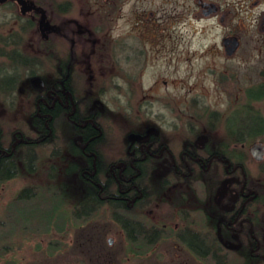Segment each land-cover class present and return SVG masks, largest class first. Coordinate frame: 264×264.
<instances>
[{"label": "flooded vegetation", "instance_id": "obj_1", "mask_svg": "<svg viewBox=\"0 0 264 264\" xmlns=\"http://www.w3.org/2000/svg\"><path fill=\"white\" fill-rule=\"evenodd\" d=\"M30 1L35 9L22 10L16 0L0 1V87L29 102L25 121L10 131L4 142L0 128V171L23 169L30 174L40 158L39 151L47 150L50 161L64 149L67 160L61 156V162L67 173L77 177L81 198L74 211L65 212L68 217L44 212L42 231L35 225L31 228L36 237L44 238L68 234L72 229L74 242H36L28 245L33 247L28 259L18 255L17 260L11 259L13 264H38L32 257L35 250L47 264L57 263V254L63 250H69L77 264H95L100 258L105 259L104 264H264V140H251L247 133L229 129L228 121L235 120L238 109L230 112L231 103L219 112L191 99L190 115L181 124L178 102H171L173 107L161 102L163 111L172 114L170 122L163 115L151 120L147 107L140 111L131 102L124 107L115 105L118 99L110 93L118 88L110 68L119 59L114 55L109 59L108 52L113 44L121 48V41L102 40L101 27L93 21L94 26H87L84 21L88 18H82L83 23L69 17L54 18L50 0L45 1L46 6ZM129 1L103 0V4L113 11ZM261 1L253 0L248 8H257ZM98 2L93 0L92 5L99 6L101 0ZM87 3L64 0L57 7L65 14L75 7L88 8ZM192 6L193 19H214L225 29L217 43L206 46L202 53L218 58L219 65L208 71L214 88L226 95L224 86L241 79L226 64L238 58L243 36L232 32L229 12L212 0H192ZM146 15L157 25L155 13ZM43 20L54 31L39 28ZM142 21L135 19L134 24L142 25ZM159 21L173 24L175 17ZM257 31L264 33V11ZM164 41L163 34H155L141 44L157 47ZM168 41L173 53L174 37ZM3 102L16 100L9 97ZM117 112L131 127L112 138L111 121ZM58 123L71 129L61 143ZM179 131L185 134L181 136ZM200 138L204 140L198 143ZM114 144L120 148L109 158L106 150ZM256 144L259 148L253 155L251 149ZM43 190L48 193L50 187ZM24 191L32 198L36 187L29 184L19 194ZM57 217L74 221L69 220L71 225L61 231L53 226ZM80 231H84L82 236ZM106 233L116 236L103 242ZM107 246H114L113 251H107ZM1 248L4 256L9 248Z\"/></svg>", "mask_w": 264, "mask_h": 264}, {"label": "rangeland", "instance_id": "obj_2", "mask_svg": "<svg viewBox=\"0 0 264 264\" xmlns=\"http://www.w3.org/2000/svg\"><path fill=\"white\" fill-rule=\"evenodd\" d=\"M45 1L41 0L40 3L45 5ZM50 1L53 4L54 18L69 17L79 19L81 23H83L82 18H88V21H84L87 26L99 24L102 28V32L99 34L102 40L109 42L116 39L121 41V48H119L118 43L117 45L113 44L110 48L111 52H108L109 59L112 55L119 59L116 65L112 64L110 68L112 69L111 74H116L114 85L118 88L113 90L110 95L112 98L118 99V102H114V104L120 107H124L127 102H131L134 107H139L140 111L147 107L151 120L156 115H163L166 121L170 122L172 114L163 111L161 102H169L172 107L174 105L171 102H178L176 109L178 114H181L179 115L181 124L184 123L190 115L189 104L191 99H196L219 112L227 110L232 103L230 110L232 112V110L238 109V105L244 100L246 89L264 82V74L260 75V72L264 73V33L257 31L259 16L264 11V0L257 8L252 7L251 9L248 8V4L253 0H212L222 10L229 12L230 20L228 23L230 27L235 29L232 32L243 36L242 49L238 58L226 64L228 70L239 73L241 79L239 77V83L231 82L224 86L226 95L214 88L212 76L208 71L213 66L219 65L218 58L202 53L206 46L217 43L219 36L224 34L225 29L219 26L214 19H193L192 0L174 2L170 0H131L113 11L105 8L103 0L99 6L95 7L92 5L93 0H88V3L90 1L89 4L87 3L88 8L84 7L80 10L75 7L65 14L61 13L62 11L57 7L64 0ZM95 1L98 2V0ZM149 11L155 13V18L158 20L157 25H152L148 21L146 13ZM104 14L107 16L105 17ZM162 17H175V22L163 24L159 21ZM140 18H142L143 24L135 25V19ZM2 20V15H0V23ZM92 21L94 25L91 23ZM102 22L105 24L102 25ZM160 28L164 29L161 30ZM154 32H156L157 37L162 34L165 36L164 44L157 47H151L147 44L142 46L141 41L154 36ZM172 36L175 40L173 53L170 52L171 44L168 41ZM21 50L24 51L23 48ZM130 51L132 55H130ZM259 52L262 53L259 54ZM126 56L130 58L125 59ZM240 58H242L243 63ZM107 64L110 65L111 63L108 62ZM240 88L243 92L240 91ZM12 92L13 90L8 91L0 87V128L3 131V142L7 140L11 130L25 121V114L29 107V102L23 101L18 94H11ZM9 97L16 102H3L5 98ZM112 103H108L111 109H113ZM252 106L264 117V101L253 103ZM238 115L236 114L234 118H238ZM111 123L112 138L131 127L129 123L124 122L119 112L112 116ZM56 131L59 143L67 140L68 134L71 133V129L64 123L56 124ZM179 133L181 136L185 134L180 131ZM218 134L221 135V133ZM170 135L173 137V133ZM118 148H120L118 145H111L106 150L108 157L111 158ZM63 150L57 156L53 154L50 161L46 158L47 150L39 151L40 158L37 160L34 171L30 174L21 169L16 171L12 178L3 182L4 176L10 172L9 170L0 172L2 179L0 180V264H13L12 260H17L18 255L28 259L31 254L29 250L33 248L28 247V245H33L36 242H41L44 245L46 241H49L65 245L71 240L72 242L75 241L76 234L74 231L72 232V229H68L69 233L66 232L68 234L59 236L53 234L47 238H44V235L36 237V232L31 230L34 225L37 229L41 226V223L38 222L39 219H37L41 216V212L53 213L54 216L62 215L67 211L69 214V211H74L73 208L81 198V186L77 177L70 172L67 173L64 170V162H61V156L65 161L67 160V155ZM49 152L52 153L51 149ZM29 184L36 187L35 195L32 198L26 197L30 192L24 191L19 194V190ZM46 186L50 187L48 193L43 190ZM25 200L29 201L25 202ZM64 216L68 217L66 213ZM28 219H31V224H29ZM69 220L74 221L73 219ZM25 221L28 224H26V228H23ZM55 222H62V219L57 217ZM92 224L95 222L93 221ZM56 225V223L53 224L55 227ZM58 226L57 228H60ZM95 233L97 234L96 231ZM79 234L82 236L84 231H80ZM115 236L116 234L106 233L103 242L107 238ZM1 247L10 250L6 249L5 255L2 256ZM16 247L19 249L15 250ZM66 247L63 246V249ZM113 249L114 246L112 248L107 246V251H113ZM57 255L59 256L58 262L52 264H77V261H74L75 257L71 255L69 250H63ZM32 257L39 262L38 264H47L41 261L37 250ZM104 260L103 258L96 259L95 264H104ZM14 264H18V261ZM20 264L37 263L21 261Z\"/></svg>", "mask_w": 264, "mask_h": 264}, {"label": "trees", "instance_id": "obj_3", "mask_svg": "<svg viewBox=\"0 0 264 264\" xmlns=\"http://www.w3.org/2000/svg\"><path fill=\"white\" fill-rule=\"evenodd\" d=\"M41 0H34L36 4H41ZM14 10V8H12ZM102 25L104 23L102 22ZM102 29V28H101ZM264 101V83L261 82L258 85L252 86L245 90V101L242 105L238 107L237 112L234 114H239L238 118H235V120L232 118L228 121V127L229 129L233 130H240L242 132L247 133V137L251 140H264V117L259 113L257 109H255L252 104L258 103ZM9 170V169H8ZM1 172V171H0ZM9 174L7 176H4L3 182L12 178L16 171L12 168L9 170ZM0 180H2L0 178ZM2 182V183H3ZM79 208H77L78 210ZM45 213L41 212L39 217H37L38 222L40 223L42 221L43 215ZM36 219V218H35ZM31 220V219H29ZM51 221H54V218L50 219ZM36 222V221H35ZM67 222V225L65 223ZM54 224V223H53ZM57 225L60 226L61 231L64 227L70 226L69 220L63 219L62 222H57ZM57 225L55 228H57ZM58 226V227H59ZM60 230V229H57Z\"/></svg>", "mask_w": 264, "mask_h": 264}, {"label": "water", "instance_id": "obj_4", "mask_svg": "<svg viewBox=\"0 0 264 264\" xmlns=\"http://www.w3.org/2000/svg\"><path fill=\"white\" fill-rule=\"evenodd\" d=\"M0 1H4V0H0ZM13 1H15V0H13ZM18 3H19V5H20V8L22 9V10H28V9H35V7L33 6V3H32V1H30V0H16ZM39 28H41V29H46V31L48 32V31H54V29L52 28V27H50V26H48V24L43 20L42 21V23L39 25ZM46 32V33H47ZM204 139L203 138H200L199 140H198V143H201L202 141H203ZM258 148H259V145L258 144H256V145H254L253 147H252V149H251V153L254 155V154H257V151H258ZM108 243L110 244L111 242H110V240H108Z\"/></svg>", "mask_w": 264, "mask_h": 264}]
</instances>
